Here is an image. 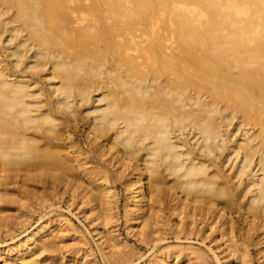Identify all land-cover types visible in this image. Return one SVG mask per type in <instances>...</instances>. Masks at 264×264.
<instances>
[{
    "label": "bare ground",
    "instance_id": "6f19581e",
    "mask_svg": "<svg viewBox=\"0 0 264 264\" xmlns=\"http://www.w3.org/2000/svg\"><path fill=\"white\" fill-rule=\"evenodd\" d=\"M1 47L0 185L40 170L79 188L69 122L81 109L91 152L130 169L138 225L166 185L177 216H213L223 236L236 203L264 234V0H0ZM97 174L81 197L105 224L110 186L97 181L110 176ZM55 232L38 229L16 253L56 254Z\"/></svg>",
    "mask_w": 264,
    "mask_h": 264
},
{
    "label": "rangeland",
    "instance_id": "374dc122",
    "mask_svg": "<svg viewBox=\"0 0 264 264\" xmlns=\"http://www.w3.org/2000/svg\"><path fill=\"white\" fill-rule=\"evenodd\" d=\"M7 53L8 49L0 48V57L7 59ZM41 84L48 94L46 80ZM86 114L79 109L77 119L69 122L81 153L82 166L72 175L79 188L41 176L40 170L11 172L7 183L0 185V264H21L24 257L39 264H264V234L247 223L236 203L228 207L222 236V226L213 223V216L202 217L199 210L192 217L177 216L172 210L177 200L163 185V199L155 217H150L146 226L138 225L132 219L124 186L130 169L119 168L117 163L111 166L109 155L91 152L85 137ZM100 172L110 176L109 184L103 178L97 181L102 188L110 186L107 204L101 209L107 213L105 224L81 197L88 177L96 178ZM47 225L56 229L52 238L56 254L37 250L31 257H21L16 253L32 234ZM229 231L245 251L243 263L231 252Z\"/></svg>",
    "mask_w": 264,
    "mask_h": 264
}]
</instances>
